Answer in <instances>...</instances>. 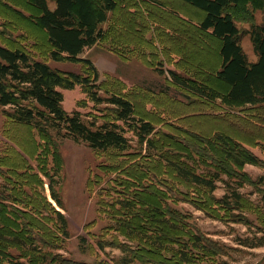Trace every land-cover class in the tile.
<instances>
[{
  "label": "rangeland",
  "instance_id": "obj_1",
  "mask_svg": "<svg viewBox=\"0 0 264 264\" xmlns=\"http://www.w3.org/2000/svg\"><path fill=\"white\" fill-rule=\"evenodd\" d=\"M13 1L14 8L18 5L25 8H20L25 16L18 15L13 7V10L1 9L0 26L9 31L2 41L46 51L48 43L39 26L38 9L30 0ZM117 1L115 14L109 13L108 20L100 25L106 31L104 38L85 48L81 56L90 58L98 68L101 95H105L106 90L117 91L121 83L132 93L139 112L141 106L146 105L162 116V120L157 121L156 134L151 136L157 147L151 151L153 161H147L145 155L150 148L146 143L139 144L133 131L126 132L131 143L127 150L98 151L86 142H77L62 134L44 136L32 126L7 119L0 110V194L5 200L0 228L10 240H0V264H156L154 261L159 257L155 239L159 236L164 238L162 250L174 256V264H264V205L261 200L264 185L259 181L264 175V107L246 113L242 107L247 105H228L220 98L213 105L199 98L190 107L173 102L189 100L169 82L168 69L175 67L166 64L163 46L155 40L153 32L148 37L159 48L158 63L151 65L137 56L129 58L134 49L125 41L137 43L138 54L145 51L151 55L152 45L141 47L142 34L146 30L142 22L144 15L128 13L131 0ZM160 1L192 17L200 16L195 8L180 0ZM47 2L49 7H55L54 0ZM145 6L153 18L173 28L174 33L164 37L170 50L184 56L181 66L191 75L197 73L201 85L222 96L227 87L214 75L218 64L217 41L190 24L178 22L173 14L158 6L150 3ZM237 14L236 24L242 32L249 30L252 24L263 23L264 0H244L243 11ZM240 42L249 60L256 61L258 56L250 35L243 33ZM49 63L61 70L77 73L86 70L81 62L49 60ZM177 71L187 74L180 69ZM166 87H169L167 95L162 92ZM62 92L63 106L69 112L77 110L87 120L92 119L91 115H98L99 123L103 121L101 116L109 113L108 104L91 100L80 85L64 88ZM206 112H223L225 116L214 117L205 115ZM173 113L185 118L178 123ZM241 115L246 118H237ZM162 133H168L170 138ZM239 147L256 157L257 162H249L239 155ZM231 152L246 161L245 164L236 165L228 155ZM170 163L183 164L211 179L218 174L215 189L181 184L183 179L177 176ZM129 165L132 166L129 168ZM142 168H147L148 172ZM129 179L137 182H129ZM156 181L168 188L165 191L163 187V195L171 196L168 209H178L187 215L184 220L181 215L165 209L169 212H165L166 219L171 223L187 221L183 226L185 235H179L169 224L157 222L159 215L154 211L155 204H142L141 197L153 194L150 191L141 195V188ZM180 188L195 192L198 196H193L195 199L205 198L206 202L198 204L193 200L197 203L194 206L179 200L183 198L178 191ZM52 189L62 205L52 197ZM234 191L241 193V205L234 208L230 204L227 208L224 199L228 196L231 203L235 202ZM174 200H178L177 203ZM120 201L133 202L134 207L125 208ZM24 210L31 214L23 215ZM57 211L67 219V236L60 228ZM129 226L134 227L133 232L137 234L128 233ZM192 234L202 237L201 248L189 250L193 258L183 263L177 252L188 251V248L178 241L192 242ZM15 235L24 242H11L17 237ZM256 243L262 245L250 246ZM205 244L215 250L206 251ZM144 247H150L146 254L142 250ZM127 256L129 262L125 259Z\"/></svg>",
  "mask_w": 264,
  "mask_h": 264
},
{
  "label": "trees",
  "instance_id": "obj_2",
  "mask_svg": "<svg viewBox=\"0 0 264 264\" xmlns=\"http://www.w3.org/2000/svg\"><path fill=\"white\" fill-rule=\"evenodd\" d=\"M54 1L55 7L51 8L47 0H30L32 5L39 11L37 15L39 26L48 43V49L46 51L40 48L38 50H31L22 44H20V46H13L3 42L1 38L9 31H6L5 28H1L0 26V110L4 112L7 119L32 126L44 136L54 137L57 134H62V136L69 137L77 142H86L91 148L98 151H107L110 149L119 151L127 150L131 146V143L126 132L127 130L133 131L138 137L139 144L143 145L146 143L149 146V153L146 154L145 157L148 162L149 159L150 162H152L153 160L150 157L154 155L151 151H153V149L155 150V148L157 149V147L151 136L156 134V124L159 123L157 122L158 120H162V116L158 115L157 112L155 113V110L147 108L146 105L145 107L141 106V112H139L136 102L132 97V93L126 91L123 85L118 81L121 87L117 89V91L106 90L105 95H101L99 92L102 90V87L101 83H99L100 73L98 68L90 58L81 56L85 48L95 45L104 38L106 31L100 25L108 20L109 13L115 14L118 8V1ZM180 1L195 8L200 16L197 18L192 17L188 13L182 10H176L160 0H131L130 4H128V13L130 15H137L141 12L145 17L142 22L146 24V30L142 34L141 42H143V46L141 47L147 48L152 45V53L150 55V53L147 54L145 51H141L138 54V52H136L137 43H128L125 41L130 48L134 49L129 53V58L137 56L142 61H146L149 64L158 63L160 59L159 48L156 43H153L148 37L149 33L153 32L155 40H158L163 46L162 51H164L166 56V64L175 67L174 69H168V73L171 77V81H169L171 82L170 84L176 86L187 98H189L186 102L178 100L173 102L190 107L196 103L199 98H205L208 105H213V103H216V100L220 98L228 105H247L248 107H242V110L246 113L251 109H260L264 107V22L261 24H252L250 29L245 32L240 30L236 24V15H238L237 12H241V9L243 11L244 0ZM147 3L158 6L164 12L173 14L178 22L190 24L193 28L200 30L217 41L218 64L215 67L214 75L227 87L226 92L222 96H217L211 88L201 85V80L197 77V73H192L191 75V72L189 73V71H186L185 68L181 66L184 56L179 52L170 50L164 37L167 33H170V35L173 34V28L153 18L146 9L145 5ZM15 5L16 3L13 0H0V18L3 17V13L1 12L2 8L13 10L11 7L14 8ZM20 8L25 9L21 7V5H18V7L14 9L15 11L17 10L16 13L21 16L22 14L24 15V13L21 12ZM243 33H248L250 35L254 51L258 56L256 61L249 60L241 45L240 41ZM116 37L115 39L118 41L119 39ZM23 39L26 40L27 38L23 37ZM49 60L56 62H81L86 67V70L82 73H77L57 69L51 66ZM163 63L162 61V64ZM177 69L187 72L188 75L179 73ZM77 85H80L87 96L97 104H108L109 113L101 116V118H103L101 123H99L98 115H91L93 116L92 119L87 120L79 111L73 110L69 112L64 108V94L62 89H73ZM162 92L166 93V95L169 94V87L164 88ZM190 98L195 99L191 100ZM230 111L228 113H230ZM204 114L214 117L225 116L223 112H206ZM172 115L179 119L178 123L182 122L185 118V116L181 117L174 113ZM237 118L244 119L246 116L241 115ZM167 134L162 133L164 137L170 138V135ZM239 148V155H243L249 162H257L256 157L251 155L244 148ZM228 155L233 158V162L238 166H243L246 162L233 152L228 153ZM170 165L176 170L177 176L183 179L181 184L184 183L186 186L193 185L198 188L207 187L209 190L215 189L214 185L216 178L219 177L218 174L214 175V178L211 179L203 174L191 171L183 164L170 163ZM131 166L132 165H129V168ZM151 169L153 170L154 166L151 165ZM155 169L157 170V168ZM142 171L148 172V169L142 168ZM159 173H157V175ZM129 180V182L136 181V179ZM259 181L264 185V175L259 178ZM163 187L165 189V186H160L156 181L146 184V186L141 188V195L150 191V193L153 194V196L149 195L148 198L141 197L142 204H146L147 206H150L152 203L155 204L154 211L159 215V218L156 219L157 222L165 225L169 224L173 230L180 233L179 235H185L183 226L187 225V221H182L174 217L176 220L182 221L177 224L171 223L170 220L166 219L165 209H168V202L171 196L168 198L167 194L166 196L163 195L165 194L163 192ZM169 187L172 188L170 185ZM166 190H168V188H166L165 191ZM179 190L180 196H183V198L179 200L183 202L191 203L194 206L197 205L195 202H198V204L206 202L205 198L200 200L195 199L193 197L197 196L195 192L184 191L185 189L183 188L178 189V191ZM209 192L210 191H208V196L211 194ZM206 193L207 192H205V194ZM232 196L235 202L231 203L227 196L226 199H224V206L229 208V205L232 204L234 208H239L242 198L241 193L234 191ZM52 197L59 205H62V200L53 189ZM261 200L264 205V190L262 191ZM4 201L3 196L0 194V213L3 212V208L5 207ZM177 201L178 200H174V203H177ZM216 201H218V199H216ZM119 204L123 205L125 208L134 207L133 202L128 203L120 201ZM161 206H165L166 208ZM170 211L181 215V218L187 216L178 209H171ZM166 213L169 214V212ZM22 214H31V212H26L24 210ZM55 214L58 217L57 220L63 234L67 236L69 234L67 231V219L60 211L55 212ZM17 225L19 226V224ZM134 230H136L134 227L130 228L129 226L128 233ZM133 233L137 234L136 231ZM191 237L193 239L192 242L188 241L184 243L183 240L178 241L184 244L182 246L188 248V251L183 250L177 252L181 254L179 260L183 263L191 262V258H193L189 250L201 248L200 242L202 241V237L197 234H192ZM163 239L164 238L161 236L155 239L159 258L158 260L155 259L154 263L168 264L171 262L174 264V256L165 254L162 250L165 247L162 241ZM0 240L2 242L9 240L6 234L2 232L1 228ZM22 240L23 239H20L18 235L16 238L11 239V242L20 244L24 242H22ZM192 245L193 247H190ZM259 245L262 244L256 243L250 246ZM101 246H103V244H101ZM149 249L150 247H144V249H142L143 253L146 254L150 251ZM204 249L209 252L215 250V248L207 244H205ZM142 258L140 257V259ZM148 258L147 256V259ZM125 259L126 262H129L128 256Z\"/></svg>",
  "mask_w": 264,
  "mask_h": 264
}]
</instances>
